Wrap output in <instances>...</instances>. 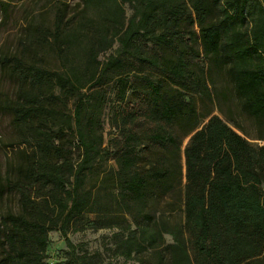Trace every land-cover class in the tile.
<instances>
[{"label":"trees","instance_id":"trees-1","mask_svg":"<svg viewBox=\"0 0 264 264\" xmlns=\"http://www.w3.org/2000/svg\"><path fill=\"white\" fill-rule=\"evenodd\" d=\"M80 1L83 10L69 18L58 8L52 28L29 25L39 44L52 43L61 71L11 64L19 89L8 112L26 150L5 185L19 196L20 212L2 220L0 264H50L54 231L71 251L56 264H96L68 238L86 216L97 230H114L112 250L125 261L264 264V145L195 104L196 96L212 101L218 81L226 83L255 126L253 140L264 142V0ZM114 43L116 52L100 62ZM133 78L147 105L116 113L123 142L103 148L97 115L81 126V106L74 118L63 111L93 81H115L117 99L126 101L138 89ZM140 119L148 124L144 138L130 127ZM178 126L191 135L184 165ZM152 146L158 154L141 156ZM110 161L117 167L102 172Z\"/></svg>","mask_w":264,"mask_h":264},{"label":"rangeland","instance_id":"rangeland-1","mask_svg":"<svg viewBox=\"0 0 264 264\" xmlns=\"http://www.w3.org/2000/svg\"><path fill=\"white\" fill-rule=\"evenodd\" d=\"M58 8H63L67 12L68 18L74 12L81 13L83 5L80 0H0V238L2 229V220L8 213H19V196L5 187L8 179L14 177V169L21 163L23 150H26L22 142L19 131L13 124V119L8 112V107L16 99L19 82L14 74L11 64L14 59H21L25 63H38L52 71H61V61L52 49V43L46 45V42L39 44L37 38H34L33 27L47 26L52 28ZM126 16L131 18L133 10L129 4L125 5ZM85 14L81 15L83 18ZM90 19H96L93 15ZM87 20V19H86ZM29 25H33L30 28ZM195 31L199 35V29ZM52 41V40H51ZM118 44L114 43L111 50L102 53L99 57L100 62L106 60L116 52ZM197 49L201 51L200 45ZM83 62V61H81ZM84 64V62H83ZM145 76H150L149 71H145ZM137 83L136 92H128L126 101L117 99L118 87L115 81H93L87 84L86 88L77 93L69 102L64 111L66 115L74 118L76 106H81L84 110L81 126L87 122L89 115H97V132L103 134V148L109 147L110 142L116 139L123 142V137L116 128L119 124L116 113L122 110H143L146 108L144 97V86L140 81L133 78ZM217 90H213L214 97L211 100L196 96L195 104L199 114L219 116L231 128L243 135L236 128L231 120L239 123L248 132V139L259 145L264 142L253 140L256 136L255 126L244 114L239 100L235 96L234 90L226 83L220 80L217 84ZM228 89L226 96L221 92ZM58 93V91H57ZM208 119H203L200 129L207 123ZM73 127H76L73 121ZM131 127L136 134L144 138L148 124L143 120H137ZM187 128L178 126L176 134L181 141L182 164L184 165V150L191 138L186 136ZM30 151V149H28ZM141 156L147 157L151 153L158 154L159 149L152 146L148 151L140 148ZM82 151L75 149L74 160L80 162ZM116 168V162H103L101 171H110ZM181 218V216H180ZM182 221L183 218H181ZM94 217L86 216L83 219L75 221L68 231L70 242L76 247L78 256H88L94 258L96 264H138L133 261H125L118 258L112 250V235L114 230H97L94 227ZM167 242H172L171 237L167 236ZM70 248L61 232L54 231L49 233V243L46 251V261L50 264L64 263L70 257ZM264 257V256H263ZM2 252L0 247V259Z\"/></svg>","mask_w":264,"mask_h":264}]
</instances>
